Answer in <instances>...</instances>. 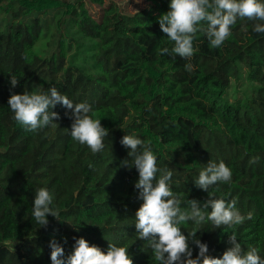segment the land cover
Listing matches in <instances>:
<instances>
[{"label":"trees","instance_id":"trees-1","mask_svg":"<svg viewBox=\"0 0 264 264\" xmlns=\"http://www.w3.org/2000/svg\"><path fill=\"white\" fill-rule=\"evenodd\" d=\"M143 1L145 8L129 11L115 0H0V264H52L53 238L67 256L80 237L104 252L110 243L126 246L134 264H158L137 238L139 174L121 167L130 149L120 141L128 133L150 142L184 201L203 205L208 193L194 178L211 160L224 161L231 182L209 191L230 193L253 218L233 228L206 223L197 236L213 257L222 258L235 233L245 251L252 245L264 258V34L238 19L213 49L198 33L188 72L189 61L157 54L173 46L158 23L171 0ZM10 74L19 79L14 89ZM51 86L91 105L109 131L101 152L71 138L69 110L59 104L55 127L30 132L15 121L11 91ZM41 187L59 213L46 227L32 218ZM192 227L181 225L186 235ZM190 247L195 258L199 249Z\"/></svg>","mask_w":264,"mask_h":264},{"label":"clouds","instance_id":"clouds-1","mask_svg":"<svg viewBox=\"0 0 264 264\" xmlns=\"http://www.w3.org/2000/svg\"><path fill=\"white\" fill-rule=\"evenodd\" d=\"M238 19L253 21V30L264 34V0H171L169 10L158 17V23L173 46L171 49L158 48L157 54L179 56L189 61L185 69L192 72L194 66L190 61L195 53L197 34L206 36L210 48H220L231 35V29ZM10 76L14 89L19 79L15 75ZM58 104L69 110L66 115L72 123L70 129L65 130L71 138L87 145L93 154L101 152L109 131L102 126L101 120L93 118L90 104L73 103L55 86L47 91H29L25 88L21 94L11 91L8 100L15 121L30 132L55 127L60 115L53 109ZM120 143L130 149L129 158L121 161V167L129 170L135 168L139 174L134 187L143 203L135 213L137 238L147 242L158 264H264L259 249L248 245L245 251L235 233L229 236L230 247L224 251L222 258L209 255L208 245L197 236L206 223L214 228H233L253 218L251 211L246 215L241 213L236 207L237 201L230 199V193L217 197L216 191H209L219 183L231 182L232 171L224 161L217 163L211 160L194 178L195 186L208 193V199L201 205L196 199L184 201L180 193L173 191V172L167 167H158L150 142L140 139L136 133H128ZM182 202L187 204V208L181 207ZM49 215L58 219V210L53 207V195L46 187L37 188L32 218L40 226L46 227ZM189 221L193 227L186 235L181 225ZM74 239L73 251L67 256L61 243L55 238L50 241L52 264H134L126 246L110 243L107 252H104L84 237ZM190 243L199 249L195 258Z\"/></svg>","mask_w":264,"mask_h":264},{"label":"rangeland","instance_id":"rangeland-1","mask_svg":"<svg viewBox=\"0 0 264 264\" xmlns=\"http://www.w3.org/2000/svg\"><path fill=\"white\" fill-rule=\"evenodd\" d=\"M115 1L123 6L126 5L129 11H133L136 5H139L142 8H145L147 6L143 0H140V2L139 0H115Z\"/></svg>","mask_w":264,"mask_h":264}]
</instances>
